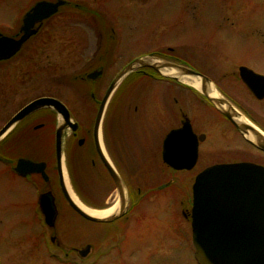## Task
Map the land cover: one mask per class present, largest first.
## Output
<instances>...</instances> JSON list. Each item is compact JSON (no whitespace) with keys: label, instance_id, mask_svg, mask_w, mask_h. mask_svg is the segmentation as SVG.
<instances>
[{"label":"rangeland","instance_id":"obj_1","mask_svg":"<svg viewBox=\"0 0 264 264\" xmlns=\"http://www.w3.org/2000/svg\"><path fill=\"white\" fill-rule=\"evenodd\" d=\"M29 1L33 0H22L23 9L26 10ZM65 1L70 7H62L45 23L42 34L37 37L38 47L52 48V55H38L39 63L49 67V70L43 69L39 73L43 78L38 79L48 82L46 85H54L51 88L54 90L57 84L69 81V105L84 126L92 124L95 111L93 104L87 102V92L78 91V82L87 69L86 59L93 52L96 42H100L102 49L112 47L117 51L110 56L111 60L99 79L81 84L86 88L97 86L98 98L103 96L109 83L128 60L163 47L159 51L206 75L222 97L230 98L264 125V101L259 102L252 97L239 82L237 72V67L242 65L255 73L264 74V3L257 0ZM74 3L81 4L82 9L97 10L96 17L100 16L102 20V33L89 20V14L71 7ZM142 3L144 7H126ZM96 30L101 34L100 40L96 39ZM80 32L85 34V39L78 37ZM112 37L118 38L117 43H113ZM167 46L177 49L175 56L166 51ZM57 48L62 49V53H54ZM151 57L165 61L158 56ZM134 73L125 78L126 83L124 81L107 107L106 132L112 145L119 142L121 153L124 156L130 154L128 159L138 163L139 166L128 168L133 173L135 187L148 191L168 182L170 177L176 182L167 190H154L155 195L167 193L160 202L156 201L155 195H151L153 192L149 196L151 198L147 196L141 200L133 214L146 209L149 213L144 221L147 227L139 224L129 228L120 259L117 261V257L111 254L98 264H194L192 254L185 250L188 238L183 241L185 246L162 238L167 233L163 228L173 223V213L190 207L193 179L203 163L193 169L173 173L167 166L160 162L152 163V159L149 162V159L152 156L160 161L159 141L170 128L178 125V107L194 121L199 131L209 135L201 146L203 151L207 150L203 157L208 159L206 163L224 161V124L221 117L201 101L198 96L201 94L185 82L180 81V86L146 78L140 73L134 77ZM46 85L43 89L49 88ZM81 94L85 95V99L78 98ZM174 99L178 100L177 104ZM148 133L156 139L152 148L146 139ZM83 170L80 174L75 170V183L85 201L92 208L94 205L111 207L114 194L101 169L95 166ZM19 183L16 182L15 186ZM97 184H106V187L99 189ZM29 195L27 190L18 186L17 189L12 188V184L10 187L7 178L0 176V264H63L53 257L52 251L48 252L47 247L44 251V240L50 245L49 238L46 235L42 238L29 207L28 211L27 204L23 202ZM186 223L189 225L188 221ZM186 223L182 219V224ZM97 227L94 222L62 212L56 223V233L66 245H89L94 248L98 240ZM94 256V251H91L87 260L74 264H96Z\"/></svg>","mask_w":264,"mask_h":264},{"label":"flooded vegetation","instance_id":"obj_2","mask_svg":"<svg viewBox=\"0 0 264 264\" xmlns=\"http://www.w3.org/2000/svg\"><path fill=\"white\" fill-rule=\"evenodd\" d=\"M59 1H62V4L57 6L56 11L53 14L41 21L35 20L33 24L27 28L28 31H32V33L29 34L13 54L0 59V176L7 178L10 187L12 184V188L14 189H17L18 186V188H22L29 192L30 195L26 197L28 200L24 199L23 202L27 204V210L29 207L30 211H28L34 218L36 227H38L39 231L42 233V238L44 235L48 236L50 245L44 240L43 247L44 249L47 247L48 252L52 251L54 258L63 264H74L79 261L87 260L91 251H94L95 256L93 261H96V264H98L102 258L111 254H114L118 261L124 252L123 246L128 240L126 235L127 230L129 228H134L139 224L147 227V224L144 221L149 213L146 209L140 210L137 214H133L141 200L147 196V198H151L149 196L152 192L151 195H155L156 193L154 190L169 189V186L175 184L176 181L170 177L168 182L161 183L154 188H149L148 191H143L141 188L135 187L136 185H134L132 176L133 173H131L128 168L136 166L138 163H135L132 159H128L130 158V154L128 156L125 155V157L123 153H121L119 142L116 141L115 145H112L111 138L108 136L105 129V116L107 113V107L112 100L115 99L116 93L119 91V88L124 83L125 79L118 84L112 93L103 113L99 129L97 132L94 130L99 105L114 78L109 83L103 96L100 98L96 96L97 86L86 88L85 86L82 87L81 84L95 82L101 77L102 71H104L110 56H114L116 54L115 52H117L112 47L102 49L100 42L94 43L93 52L90 54V57L86 59L85 64L87 69L85 73L83 72L84 74H82V77L78 82V91L85 94L87 92L89 99L87 102L93 104L95 113L92 124L89 123L84 126L77 117V113L69 105V81H62V85L57 84L55 86L56 90H54L51 89L54 85H46L48 82L38 79L43 78L39 74L43 69L49 70L48 66L39 63L38 55L44 53L47 56L52 55V48L47 49L38 47L37 37L42 34L45 23L53 18L62 7H70V5L67 4V1L33 0L31 2L29 1L30 3L25 7V10L22 6V0H0V39H9L15 42L21 40L25 33L24 20L26 14L31 12L38 3L48 2L55 4ZM256 2L264 3V0H257ZM135 6L144 7L145 5L142 3L126 7ZM71 7L76 11H83L85 14H89L91 16L88 17L89 20L94 23L97 27L96 29H100L102 33V26H100L102 20L99 19L100 16L96 17V9H82V5L78 3H74ZM23 10L25 11L23 12ZM111 13L112 15L114 14V9ZM82 18L85 19L86 17ZM96 32L97 30L95 33ZM97 34L98 33H96V39L100 40L101 34L99 33L98 36ZM78 37L83 40L85 39V34L80 32ZM112 39L114 44L115 42L117 43L118 38L116 39L115 37H112ZM162 48L163 47H160L150 53L141 54L134 59L128 60L123 65V68L133 60L142 56H158L166 62L184 67L186 66L183 63H178L176 58L172 57V55L159 51V49ZM10 50L11 48L6 50V53ZM175 50L177 51V49ZM175 50L171 46L166 47V51L173 54V56H175ZM62 51V49L57 48L54 53H62ZM107 57L109 58L106 62ZM240 67L244 66L240 65L237 67L239 82L247 89L255 100L263 102L264 97L261 99L256 98L242 81L239 70ZM95 71H99L101 74L98 78L93 80L89 79L87 75ZM134 72L138 73V76L141 74L146 78H155L163 82H171L182 86L180 81L162 77L149 67H141ZM257 74L264 76V74ZM50 82L52 83V81ZM41 83L49 86V88L43 89L45 85H42ZM198 96L201 101L205 102L206 105L209 106L212 111L216 112L223 121L224 130L222 138L224 139L226 146V149L223 151L224 161L206 163L208 159L204 160L203 157L204 152H207V150L203 151L201 146L209 139V135L199 131V128L194 125V121L183 113L181 107H178V109L176 108V111H178L180 116L178 125L170 128L163 135L161 141H159L160 161L151 156L149 162H151V159L153 160L152 163H154V161L157 164L160 162L162 165L167 166V169L172 170L173 173L187 171L172 169L164 162L162 152L167 134L171 130L181 128L184 122L188 121L191 133L195 135L197 143V160L194 167L200 162L203 163L201 170L195 174L194 179L203 169L218 163L248 162L264 167V149L258 146L255 140L241 132L235 121H240L242 118L247 120L261 133L263 138L264 125H262L255 117L247 113L240 105L234 104L230 98H227L225 95V97H223L227 101V105L225 104V113L218 110L202 95ZM78 98L85 99V95L81 94ZM40 99H51L58 102L59 108L50 104L27 110L32 103ZM174 103L177 104L178 100L174 99ZM66 111L68 112L69 120L72 122V125H66L63 120ZM62 125H65V127L62 128L60 143H58L57 131ZM201 136L202 139H200ZM188 137L189 135H187V138ZM146 139H148L149 147L155 145L154 143L156 139L153 136L151 137L149 133L148 136L146 135ZM181 141V137H176L175 146H180ZM120 144L122 145L121 142ZM104 155L116 171L118 177L121 179L125 198L122 208L119 204V189L114 178L110 175L104 164ZM95 166H98L103 175L109 180L111 185H108L113 192L112 194H114V203L111 207L94 205V208L98 211L113 208V212L119 213L120 211L122 214L110 222L96 223L98 225L96 229L98 240L94 248H90L89 245L86 247L66 245L56 233V223L59 216L62 215V212H64V214H69V212L71 214L73 213L81 220L87 221L70 206L66 197V192L73 195L81 203L87 205L88 203L85 201L86 199L84 195L76 187L75 170L80 174V170L81 173L84 172L83 168H94ZM16 182H20V185L17 184L15 186ZM97 186L100 189L106 187V184H102V186L97 184ZM166 194V192H163L162 194L155 195L156 197L154 198L157 202H160L161 199H165ZM42 201L48 206V208H52L55 214L54 223L52 225H47L45 222L41 206ZM87 206H89V204ZM191 207L192 202L190 203L189 208L184 210L180 208L178 210L179 212L177 211L173 213V223L169 224L166 228L162 227L167 231L162 239H168L171 240V242L177 241L179 245L185 246L183 241L188 238V246L185 247V250L190 251L194 264H197L195 260V250H193L191 242ZM182 219L185 223L188 221L189 225H187V223L182 224ZM118 222L120 223L119 225L117 224ZM45 231H48V233ZM87 247H89L88 250ZM44 251H46V249Z\"/></svg>","mask_w":264,"mask_h":264},{"label":"water","instance_id":"obj_3","mask_svg":"<svg viewBox=\"0 0 264 264\" xmlns=\"http://www.w3.org/2000/svg\"><path fill=\"white\" fill-rule=\"evenodd\" d=\"M60 4L62 1L55 4L41 2L31 12L27 13L24 20L25 33L21 40L15 42L9 39H0V59L13 54L32 33L27 28L35 20L41 21L50 16ZM10 48L11 50L6 53V50ZM141 67H149L162 77L177 81H181L177 75L163 74L160 69L172 68L180 76H191L198 79L200 88L194 89L218 110L225 113L227 101L214 85L219 96H209L207 87L211 81L206 76L181 65L166 61L161 62L151 56H142L119 71L107 88L99 105L94 125L95 132L99 129L105 108L118 84L128 74ZM239 70L242 81L252 94L258 99L263 98L264 76L246 67H240ZM100 74L101 72L95 71L87 77L93 80ZM50 104L59 108L58 102L51 99H40L32 103L27 110ZM63 118L66 125H72L67 111ZM235 123L241 132L251 136L257 145L264 149V138L254 126L245 119L236 120ZM63 127L65 125H62L57 131L58 143H60ZM187 135H189L188 138ZM176 137H181L182 140L178 147L175 146ZM162 157L164 162L175 170H190L194 167L197 160V143L195 135L191 133L188 121L184 122L181 128L171 130L167 134ZM103 161L117 184L119 204L122 208L125 198L121 179L105 155ZM66 197L70 206L79 215L91 222H110L122 214L120 211L119 213L112 211L107 215L94 216L77 205L71 194L66 192ZM77 201L79 202V200ZM81 204L83 207L93 209L83 203ZM41 206L46 224L52 225L55 219L52 208H48L43 201ZM191 231L192 243L196 250L195 259L198 264H264V167L248 162L223 163L211 165L198 173L192 185Z\"/></svg>","mask_w":264,"mask_h":264},{"label":"bare ground","instance_id":"obj_4","mask_svg":"<svg viewBox=\"0 0 264 264\" xmlns=\"http://www.w3.org/2000/svg\"><path fill=\"white\" fill-rule=\"evenodd\" d=\"M157 62V61H155ZM160 71L163 73V74H166V75H177L178 78L182 81V82H185L186 84L190 85L191 87L193 88H200V82L198 79H195L194 77H191V76H180L179 74H177L176 70L175 69H170V68H162L160 69ZM207 91L209 93V96L211 97H218L219 96V93L217 92V90L215 89V87L210 84L208 87H207ZM243 119V118H242ZM251 139L252 137L249 136ZM73 200L75 201V203L77 205H79L83 210H85L86 212H88L89 214L91 215H94V216H103V215H107L109 213H111L113 211V208H109V209H106L104 211H98V210H93V209H89V208H86V207H83V205L81 203H79L77 201V199L71 195Z\"/></svg>","mask_w":264,"mask_h":264},{"label":"trees","instance_id":"obj_5","mask_svg":"<svg viewBox=\"0 0 264 264\" xmlns=\"http://www.w3.org/2000/svg\"><path fill=\"white\" fill-rule=\"evenodd\" d=\"M133 75H134V77H136V76H138V73H134Z\"/></svg>","mask_w":264,"mask_h":264}]
</instances>
